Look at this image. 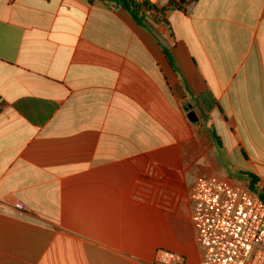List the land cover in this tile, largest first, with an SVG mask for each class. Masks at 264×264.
I'll return each mask as SVG.
<instances>
[{
    "label": "crops",
    "instance_id": "1",
    "mask_svg": "<svg viewBox=\"0 0 264 264\" xmlns=\"http://www.w3.org/2000/svg\"><path fill=\"white\" fill-rule=\"evenodd\" d=\"M150 1L0 0V264H201L197 178L264 199V0Z\"/></svg>",
    "mask_w": 264,
    "mask_h": 264
},
{
    "label": "built area",
    "instance_id": "2",
    "mask_svg": "<svg viewBox=\"0 0 264 264\" xmlns=\"http://www.w3.org/2000/svg\"><path fill=\"white\" fill-rule=\"evenodd\" d=\"M190 198L201 264H264V201L258 195L209 176L197 178Z\"/></svg>",
    "mask_w": 264,
    "mask_h": 264
},
{
    "label": "trees",
    "instance_id": "3",
    "mask_svg": "<svg viewBox=\"0 0 264 264\" xmlns=\"http://www.w3.org/2000/svg\"><path fill=\"white\" fill-rule=\"evenodd\" d=\"M107 1L117 4L118 6L125 9L137 24H139L141 27L149 31H151L152 28L150 26L151 23L148 19V16L150 14H153L154 15L153 23H158L160 21L159 17L164 19L167 11V8H159L157 5L151 3L150 0H107ZM183 4H184V0L180 1L179 3H177L175 0H172L169 7L180 11H186L182 7ZM164 53L167 59L169 60L170 64L172 65L173 69L175 70V72L179 73L175 65V61L172 58L169 51L164 48ZM211 131H212L213 139L215 140L216 143L220 145L219 137L216 135L213 129ZM243 175H245L247 178L251 180V187L254 190L257 183L260 181L259 178L252 174H243Z\"/></svg>",
    "mask_w": 264,
    "mask_h": 264
},
{
    "label": "rangeland",
    "instance_id": "4",
    "mask_svg": "<svg viewBox=\"0 0 264 264\" xmlns=\"http://www.w3.org/2000/svg\"><path fill=\"white\" fill-rule=\"evenodd\" d=\"M192 102L193 101L191 100V104L188 105L187 109L189 110V112H195L196 115H197V117L199 118V116H200L201 113H200L199 109L196 108L194 102L193 103ZM205 147H207L206 144H205ZM209 158L211 159L212 163L215 166L218 167L219 171H227L228 170V169L227 170L224 169V163H220V162L218 163V161L216 159H212L210 157V155H209ZM227 175H229V178L234 179L237 182H240V183H246L247 182V184L249 183V181L247 179H244V178H241V177H239L237 175H234L232 172H227ZM248 185H250V183ZM250 189L252 191L256 192V193H259V194H260V192L261 193L264 192V187L263 186H260V185H257L254 190L252 189V187Z\"/></svg>",
    "mask_w": 264,
    "mask_h": 264
},
{
    "label": "water",
    "instance_id": "5",
    "mask_svg": "<svg viewBox=\"0 0 264 264\" xmlns=\"http://www.w3.org/2000/svg\"><path fill=\"white\" fill-rule=\"evenodd\" d=\"M188 118L192 123H196L199 120L195 112H189Z\"/></svg>",
    "mask_w": 264,
    "mask_h": 264
}]
</instances>
